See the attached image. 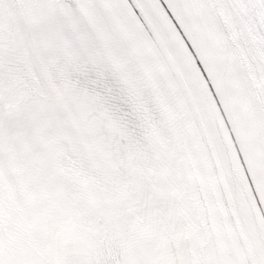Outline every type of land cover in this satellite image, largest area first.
Instances as JSON below:
<instances>
[{
	"label": "snow or ice",
	"instance_id": "obj_1",
	"mask_svg": "<svg viewBox=\"0 0 264 264\" xmlns=\"http://www.w3.org/2000/svg\"><path fill=\"white\" fill-rule=\"evenodd\" d=\"M0 264H264V0H0Z\"/></svg>",
	"mask_w": 264,
	"mask_h": 264
}]
</instances>
